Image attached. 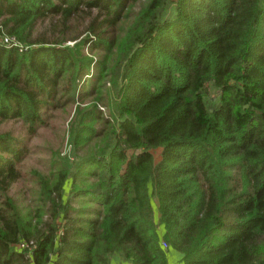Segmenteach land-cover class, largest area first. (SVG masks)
<instances>
[{
    "label": "trees",
    "instance_id": "obj_1",
    "mask_svg": "<svg viewBox=\"0 0 264 264\" xmlns=\"http://www.w3.org/2000/svg\"><path fill=\"white\" fill-rule=\"evenodd\" d=\"M84 15L83 36L62 37ZM46 19L60 38L34 34ZM61 72L66 100L90 99L73 146L100 137L107 82L115 129L93 155L38 172L24 215L8 191L25 145L0 131V264H168L162 241L180 264H264V0H0V124H41ZM76 173L96 179L81 190Z\"/></svg>",
    "mask_w": 264,
    "mask_h": 264
},
{
    "label": "rangeland",
    "instance_id": "obj_2",
    "mask_svg": "<svg viewBox=\"0 0 264 264\" xmlns=\"http://www.w3.org/2000/svg\"><path fill=\"white\" fill-rule=\"evenodd\" d=\"M135 8H138L137 4ZM90 17L89 15H84L83 18L72 23L71 30L67 31L64 36H58V32L52 30V25L48 22V19H46L37 24L34 34H41L43 36L44 33V37L47 39H56L61 36L71 38L75 35L80 37ZM74 42L73 40H69L66 41L65 44L73 46ZM81 52L85 55H91V52L86 46L82 48ZM92 55H94V58L100 56V54L97 55V53ZM59 77L58 92H56L54 98L49 100L48 108L41 110L42 122L31 132H28L27 124L21 119H7L0 124L1 132H8L22 139L25 145L23 158L17 165L20 171V178L10 186L8 191V196L12 198L19 212L23 215L28 209L33 210L34 206L38 204L36 200L37 192L40 189L39 179L37 178L38 172L40 175L47 177L51 170H56L58 167L62 166L63 163L74 165L75 162H78L84 156L93 155L95 152H98L103 145L104 138L115 129V126H113L115 121L112 110L114 106H112L111 100L104 94V92L106 93V88L109 87V83L107 82L102 90L104 97L98 102V115L101 119H97L94 122V127L99 133L101 132L100 137L103 136V138H93L84 144L74 147L71 142L70 130L71 123L75 120L79 110H76V104L80 103L81 108H83V105L89 103L90 99L87 96L79 95V97L76 96L77 98L74 101L70 102L66 100V98L62 96V87L65 85V78H68V73L61 72ZM84 78L85 76L82 77V80H84ZM82 80L81 83L83 82ZM151 152L153 153L155 161L161 158L160 148L151 150ZM95 179V176L92 174L83 175L76 173L74 182L77 187L82 190L83 187L86 188L91 185ZM66 188L68 189V186H66ZM151 198L155 204V210H158L157 197L152 194ZM71 199V205L77 209L82 207L84 202H87V196L83 192H77ZM88 205L98 207L92 203ZM32 241L33 240H30L27 243H31L32 245Z\"/></svg>",
    "mask_w": 264,
    "mask_h": 264
},
{
    "label": "crops",
    "instance_id": "obj_3",
    "mask_svg": "<svg viewBox=\"0 0 264 264\" xmlns=\"http://www.w3.org/2000/svg\"><path fill=\"white\" fill-rule=\"evenodd\" d=\"M151 203H152L155 219L156 221H158V218H159V214L157 213L158 210H155V204L152 201V198H151ZM158 228H159L160 234H162L163 232L162 226L158 224ZM166 253H167L168 264H180L181 258H182V254L180 252L174 250L173 248L168 247L166 249ZM110 263L111 264H128L121 258V256L118 253H114L112 255Z\"/></svg>",
    "mask_w": 264,
    "mask_h": 264
},
{
    "label": "built area",
    "instance_id": "obj_4",
    "mask_svg": "<svg viewBox=\"0 0 264 264\" xmlns=\"http://www.w3.org/2000/svg\"><path fill=\"white\" fill-rule=\"evenodd\" d=\"M5 41H8V39H5ZM162 246L167 249L168 248V245L166 242L162 241ZM29 246H31V243H27V242H24L22 241L20 244H19V248H29Z\"/></svg>",
    "mask_w": 264,
    "mask_h": 264
}]
</instances>
